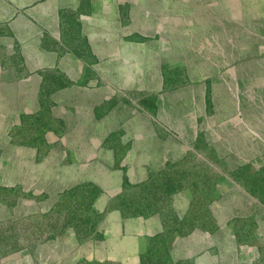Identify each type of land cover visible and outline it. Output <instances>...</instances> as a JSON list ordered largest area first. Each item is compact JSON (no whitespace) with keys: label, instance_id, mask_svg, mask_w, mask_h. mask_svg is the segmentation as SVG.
Listing matches in <instances>:
<instances>
[{"label":"rangeland","instance_id":"rangeland-1","mask_svg":"<svg viewBox=\"0 0 264 264\" xmlns=\"http://www.w3.org/2000/svg\"><path fill=\"white\" fill-rule=\"evenodd\" d=\"M173 4L176 26L194 28V50L169 57L175 63L162 66L161 90L148 83L145 93L127 95L139 112L154 115L159 129L189 146L146 181L125 185L110 203L125 217L162 220L165 238L153 236L136 264H264V0ZM6 30L0 24V60L8 64L20 50ZM67 36L66 44L74 45L75 29ZM57 77L50 74L47 91L57 86ZM43 102L44 111L24 116L11 128L9 144L0 145V264H123L73 261L78 243L92 240L99 251L106 249L98 230L103 213L90 210L96 187L53 192L39 189L32 177L49 148L45 133L58 127L49 101ZM17 144L37 147L35 157ZM170 237L176 239L175 256Z\"/></svg>","mask_w":264,"mask_h":264},{"label":"crops","instance_id":"crops-1","mask_svg":"<svg viewBox=\"0 0 264 264\" xmlns=\"http://www.w3.org/2000/svg\"><path fill=\"white\" fill-rule=\"evenodd\" d=\"M174 2L6 0L3 5L0 24L7 26L5 33L20 56L8 64L0 60V145L9 144L11 128L24 116L41 114L47 98L48 114L58 127L45 133L49 148L32 177L41 183L39 189L53 192L81 184L98 190L90 210L103 213L98 230L107 247L102 252L92 240L78 243L74 262L100 258L136 264L150 239L163 230L160 217H125L110 201L125 185L142 183L177 160L179 150L185 153L189 146L159 129L154 115L139 112L127 95L145 93L148 83L161 90L162 66L175 63L169 57L194 50V28L176 26ZM72 28L78 39L68 45ZM51 73L58 76L57 86L47 91ZM15 146L32 152L31 159L37 153L35 146ZM167 240L175 256L176 239Z\"/></svg>","mask_w":264,"mask_h":264},{"label":"trees","instance_id":"trees-1","mask_svg":"<svg viewBox=\"0 0 264 264\" xmlns=\"http://www.w3.org/2000/svg\"><path fill=\"white\" fill-rule=\"evenodd\" d=\"M77 189L78 188L75 187V188H73V190H71V192H75ZM97 194H98V191L96 190V192L90 198L89 205L93 202V200L97 196ZM159 237H163V239L165 238V236L162 233H160V234H158V235L155 236V238H159ZM164 249H165L166 253L168 254V250H167L165 244H164Z\"/></svg>","mask_w":264,"mask_h":264}]
</instances>
